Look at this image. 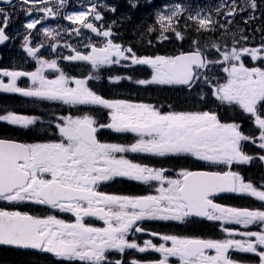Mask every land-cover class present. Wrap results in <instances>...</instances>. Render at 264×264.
Listing matches in <instances>:
<instances>
[{
    "label": "snow or ice",
    "instance_id": "6c2138e0",
    "mask_svg": "<svg viewBox=\"0 0 264 264\" xmlns=\"http://www.w3.org/2000/svg\"><path fill=\"white\" fill-rule=\"evenodd\" d=\"M0 3L11 4L12 0H0ZM22 3L28 5L26 11L29 16L33 11L41 14L40 19H30L24 25L23 47L30 57L37 60L38 67L31 72L0 70V77L9 78L7 83L0 78V91L72 106H101L109 110L110 122L99 124L96 117L87 112L68 114L56 118L54 127L59 137L55 141L21 143L0 138V200L33 201L75 216L74 222H67L55 215L39 217L28 212L0 209V245L78 259L88 264H125L123 259L109 261L107 253L111 249L120 253L127 249L139 252L153 249L162 255L161 259L149 264H170L171 257L178 258L179 264H243L230 256V250H237L256 254L259 264H264V210L215 202V197L221 193H236L247 194L264 203V179L254 184L246 181L240 172L231 170L234 163L249 164L257 159L264 162V155H248L241 147L242 142L256 144L258 139L259 148L264 150V67H247L243 62L246 54L253 60L264 57V43L256 48H238L236 40H233L231 48L213 44L211 47L221 57L219 60H208L207 52L201 49L198 40L192 41V50L178 55L138 56L132 47L113 42L111 26L105 30L91 22L103 24L101 7L113 13L116 8L90 0L86 8L73 11L64 18L80 26L72 29L73 34L79 35L82 29H88L104 37L106 42L101 46L85 45L86 51L73 48L74 55L61 57L68 61L87 62L93 70L84 78L69 77L59 68L56 59L40 58V49L45 47L43 43L33 47L29 39L31 30L36 29L42 20L57 16L60 9L67 6V0H55L54 3L53 0H22ZM130 6L136 8L137 4L130 3ZM189 7L165 5L157 12L155 26L147 31H158L160 42L168 40L166 33L169 32L176 39L184 40L186 37L176 30V25ZM246 7L255 10L257 0H247ZM244 10L240 8V11ZM235 14L236 8L233 7L228 15ZM0 18V44H3L10 39L5 32L9 14L3 8H0ZM187 18L198 25V32L213 30L218 23L211 15H202L200 10ZM38 31L52 41L49 46L53 51L59 47V31L43 26ZM121 61L150 67V78L136 80L140 85H182L189 90H194L201 82L209 85L211 95L217 101L239 106L254 117L259 136L245 135L237 123L221 122L215 111L164 113L148 103L107 99L89 87V80L101 78L99 73L103 66L117 65ZM216 65L226 73L224 83L206 74ZM48 70L59 74L50 79L45 74ZM21 77H28L30 86L20 87L18 80ZM108 79L119 82L132 77L110 76ZM41 120L39 116L20 115L7 110L0 114V122L24 129L36 126ZM100 128L134 133L137 138L129 144L101 142L97 138ZM129 153L158 156L187 153L199 160L226 165L229 170H182L173 179L166 175V169L128 159ZM115 177L144 183L157 181L160 186L156 194L144 196L111 195L98 191L101 182ZM86 217H98L106 226L100 228L86 224ZM193 217L219 221L222 225H243L245 230L224 227L223 231L229 238L223 240L164 235L161 238L165 243L159 245L148 240L141 246L128 239L129 233L147 231L137 226L145 219L186 223ZM249 226L258 230H248ZM151 235L158 233L152 232ZM236 236L241 238H233ZM169 241L171 247L166 246ZM129 264L142 262L131 261Z\"/></svg>",
    "mask_w": 264,
    "mask_h": 264
},
{
    "label": "rangeland",
    "instance_id": "374dc122",
    "mask_svg": "<svg viewBox=\"0 0 264 264\" xmlns=\"http://www.w3.org/2000/svg\"><path fill=\"white\" fill-rule=\"evenodd\" d=\"M179 1L180 0H162L161 4H157L156 2L152 3V0H148V2H149L148 3L149 4V8H148L149 11H148V13L145 16L148 17L150 15L156 21V16H157V12L158 11L162 10L165 5H167L169 7H171L173 5H177L179 3ZM183 1H185V3L181 2L182 6L183 5H190V7L188 8V11H187L189 15L195 16L196 15V11L200 10L202 12V15H211L212 19L214 20L215 14H213L209 10V7H210V2L209 1H211V0H203L202 3L201 2H197L195 4L191 3L192 0H183ZM54 2H55V0H53V3ZM94 2H96L98 5L107 4L108 8L116 6L115 4H113L112 0L111 1L110 0H94ZM89 3H90V0H72L71 4H69L68 1H67L68 6L63 8L65 10V12H63L62 14H64V16H66L67 14H69V13H71L73 11L83 10L84 8H86L89 5ZM74 6L75 7H79V8H75ZM21 8L24 9L25 12H26V10L28 9V5L22 3V1H21V2L17 3L11 10L7 9V8H3L9 14L8 26L5 29L6 33L9 34L11 32V29H12L11 22L13 20H15V18H16V16L13 15V14L14 13L17 14L19 9H21ZM102 10L106 11L108 9L107 8H103V7H101L99 9L101 15L104 16V12H102ZM61 12H62V9H60L58 14H60ZM165 14H167V13H165ZM35 17H36V15H33L31 17H26L24 19H21V22L19 23L18 27H16L17 35L19 37H21V40L19 41V43H24V35L26 34L24 25L27 22H29L30 19H34ZM58 17H60L59 21H61V22H63L65 20V18L63 16H58ZM0 19H2V18H0ZM226 19H227L226 16L221 17V21H222L221 26L222 27L220 26L218 28L219 30L220 29L224 30V29L227 28L228 25H227V23H225ZM92 22H94L98 28L103 27L105 30H107L109 28V26L112 25V23H111L112 21L108 22L107 19H106V21L103 22V24H101V22H98V21H92ZM155 24H151V25H149V27H154ZM63 25L64 26L60 27L59 25L54 24V22L51 19H47V20L41 22V24H39V26L35 29V31L31 30L32 35L30 36V38L34 42V43L31 44V46L35 47L36 39H38V38L39 39L40 38H46L43 35L42 32L38 31L39 29H41L42 26L43 27H50L52 29H56L57 31H61L62 30L64 32V34L63 35L60 34V36L58 38L60 40L65 41V42L70 41L72 43V45L74 46V48L76 50H78V51H86L85 45H88V44H94L96 46H101L102 44H104L106 42L104 37H102L100 35H97V34H94V33H89L87 31H85L84 29L81 30L79 36L77 38H75V40H74L71 37V32H72V29L75 28L77 25H73L71 21L70 22H64ZM195 25H197V24L195 23ZM176 28H177V25H176ZM212 31L213 32L210 33V35H206L202 39L199 40L200 47H201V49L209 50V52L211 53L210 60H219L218 53L216 52V50L214 48L211 47V45L216 44V45L221 46V48H223V46H225V45L224 44H217L216 43V38L217 37H222V39H227L228 36L225 34V32H222V33L217 32L216 29L212 30ZM231 34H233V32L230 30V35ZM230 37L231 38L227 39V42H229L228 46L231 48L232 45H233V40H236V41L239 42V37H235L233 40H232L233 35H231ZM260 45H257L256 47H259ZM21 46H22V44L19 45L18 48H20ZM62 47L65 49V51L67 50V47H65V45H63ZM245 47H247V46H245ZM256 47H253V48H256ZM8 50H11V49H5V51H8ZM61 51L62 50L59 49V52H61ZM168 53H165V54H168ZM71 55H74L73 51L71 52ZM20 57H21V60L19 62L22 63V68H24L28 72L36 70V68L38 67L36 59H34L32 57H29L27 55H24V54H23V56H20ZM61 57H65V56L62 55ZM40 58L43 59V57H40ZM51 59H55V58L53 57ZM17 61H18V57H17ZM252 61H253V59H252ZM252 61H249L248 63H246L245 66L249 67V64L252 63ZM79 62L81 64L78 63L76 65L79 68H74L71 72H66L65 74L68 75V76H70V73H72L74 75L79 74L83 78L88 76L89 75V71L91 69L90 65L89 64L85 65V64H83L84 62H81V61H79ZM74 63H77V61H75ZM129 64H130L129 61H121V63L118 64V65L124 66V65H129ZM216 67H219V65H216ZM250 67H257V66H250ZM117 69H119V68H117ZM147 69L149 70V72L147 73L148 76H145L144 73L135 72V73H132L134 75H130L129 71H126V72H125V70L120 71V72L124 71V74H129L127 76H131L132 77L131 80L127 79L129 82H125L124 83V84L134 85L132 94L134 96H136V97H132L131 98L132 100H137V96L138 95H145L146 94L150 98H152V97H161V96H167L169 98H172L173 95H175V96H180L181 98H186V102H187V100H190V101L203 100V101H208L211 105L212 104H216V103L219 102L211 95L210 86L203 84V82H201L200 86H198L194 90H187L188 92L176 91L174 89H171V88H173L174 85H169V86H171V88H163V89H161L160 87H158V88L157 87H148L150 90L149 91H145V90H143L141 88L140 84L136 83V80L150 78L151 77V69L148 66H147ZM114 76H121V74L117 73V74L113 75L112 77H114ZM209 76L216 78V76H213L211 74H209ZM116 83L117 82H111L108 78L104 79L102 77L100 79H98V80H95V85L100 90L101 93L103 91L112 92L116 88L115 87ZM102 84L104 86L103 88H101ZM210 108L211 109L210 110L208 109V111H215V107L214 106H212ZM27 110L29 111L31 109L27 108ZM173 111L184 112L185 110L176 109V110H173ZM2 112L3 111H0V113H2ZM192 112H196V111L192 110ZM17 114H20V113H17ZM20 115H22V114H20ZM56 122H57L56 118H53V120L51 122H49L50 123L49 125L41 126L40 130H42L44 137H43V139L36 140L35 143L57 140L58 137H59V133L57 132L56 128L54 127V124ZM182 170H185V169L180 168L179 172H181ZM221 233L222 232L219 231V234H221ZM227 238H229L228 234L224 233L222 240L223 239H227ZM148 239L151 240V237H149ZM153 241H155V240H153ZM155 243L157 245H159V244L165 243V241L164 240L158 241V242L155 241ZM166 246L171 247V242H167ZM239 256L240 255H237L236 257H239ZM236 257H234L233 259L238 261V259ZM161 258H162V256L158 257L155 260L157 261V260H159ZM241 262H243V264H259L258 260L256 262H244V261H241Z\"/></svg>",
    "mask_w": 264,
    "mask_h": 264
},
{
    "label": "flooded vegetation",
    "instance_id": "af4514ba",
    "mask_svg": "<svg viewBox=\"0 0 264 264\" xmlns=\"http://www.w3.org/2000/svg\"><path fill=\"white\" fill-rule=\"evenodd\" d=\"M237 116L233 117H226V116H219V119L223 123H237L239 124L240 130H243L246 134L249 136H259L258 128L254 124V119L250 117L249 115H245L244 112H238ZM136 135L134 133H126V134H120L119 143L129 144L135 141ZM260 141L257 139L256 144L259 145ZM255 144L248 142L247 148L249 149V153L251 156L254 155V147ZM127 158L133 160L134 162L148 164L150 166H153L155 168L160 167V158L158 155L153 154H144V153H129L127 154ZM171 165V164H170ZM172 166V165H171ZM172 166V170L175 171V168ZM234 169L238 170L242 175L245 176V179H253L256 171V166L254 168H251L250 165L246 164H240L236 166ZM159 182L152 183L151 185H145L144 182L141 181H135L132 179H129L127 177H122V180L117 182V187L125 191L127 189H135L137 190L141 195L144 194H156V189ZM103 190V189H102ZM250 198H237V200L248 202Z\"/></svg>",
    "mask_w": 264,
    "mask_h": 264
},
{
    "label": "trees",
    "instance_id": "16d2710c",
    "mask_svg": "<svg viewBox=\"0 0 264 264\" xmlns=\"http://www.w3.org/2000/svg\"><path fill=\"white\" fill-rule=\"evenodd\" d=\"M130 3H135V1H131ZM129 8V9H128ZM132 7L129 6L125 8V10H130V12L126 11L123 12V19L126 21L124 23L123 26V31L126 33H130V32H142L143 29V34H141L142 38H144V36H146L147 32L145 27H142V22L141 20L137 21V22H130L129 18H131V16H135V12L131 9ZM134 12V13H133ZM133 13V14H132ZM126 14V15H124ZM128 22V23H127ZM141 24H140V23ZM139 23V24H138ZM135 24V25H134ZM142 28H141V27ZM131 28V29H130ZM135 28V29H134ZM133 29V31H132ZM131 30V31H130ZM129 31V32H128ZM141 38V39H142ZM153 39V38H152ZM135 45V44H134ZM147 49V47H146ZM35 255V254H34ZM36 259H40L37 257H31V256H27L26 254H4V253H0V264H28L27 261L32 262V260H36ZM33 264V262H32Z\"/></svg>",
    "mask_w": 264,
    "mask_h": 264
},
{
    "label": "bare ground",
    "instance_id": "6f19581e",
    "mask_svg": "<svg viewBox=\"0 0 264 264\" xmlns=\"http://www.w3.org/2000/svg\"><path fill=\"white\" fill-rule=\"evenodd\" d=\"M128 9H129V8H128ZM128 12H130V11H128ZM134 12H135V11H134ZM134 12H133V13H134ZM133 13H132V14H133ZM124 15H126V14H124ZM141 22H142V21H141ZM127 23H128V22H127ZM139 23H140V22H139ZM139 23H138V24H139ZM140 24H141V23H140ZM134 25H135V24H134ZM150 25H151V24H150ZM124 27H125V26H124ZM140 27H141V26H140ZM142 27H143V26H142ZM142 27H141V28H142ZM130 29H131V28H130ZM134 29H135V28H134ZM130 31H131V30H130ZM132 31H133V29H132ZM128 32H129V31H128Z\"/></svg>",
    "mask_w": 264,
    "mask_h": 264
}]
</instances>
